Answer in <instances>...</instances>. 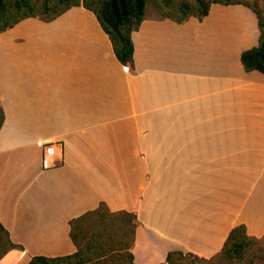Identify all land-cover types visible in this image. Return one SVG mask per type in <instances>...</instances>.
I'll return each mask as SVG.
<instances>
[{"label": "crops", "instance_id": "crops-1", "mask_svg": "<svg viewBox=\"0 0 264 264\" xmlns=\"http://www.w3.org/2000/svg\"><path fill=\"white\" fill-rule=\"evenodd\" d=\"M259 35L243 1L144 15L129 69L83 6L1 30L0 223L22 248L0 264L74 253L69 221L100 202L136 215L135 264L263 237L264 74L240 59Z\"/></svg>", "mask_w": 264, "mask_h": 264}, {"label": "trees", "instance_id": "trees-1", "mask_svg": "<svg viewBox=\"0 0 264 264\" xmlns=\"http://www.w3.org/2000/svg\"><path fill=\"white\" fill-rule=\"evenodd\" d=\"M146 0H42L39 12L33 11L27 0H15L11 7L6 0H0V21H2L11 8L28 7V11L13 19L11 22H5L0 26V31L13 26L19 20L34 16L44 21H51L60 14L73 6H83L92 11L100 26L107 34L113 51L123 65L133 69V43L131 32L136 30L144 18ZM220 2L224 4L234 3L237 1L230 0H195L194 5L186 3L179 4L177 10L181 12V17L172 18L177 22H182L190 16H195L201 20L207 13L210 3ZM258 20L260 30L258 45L243 50L240 55L241 62L246 70H258L264 74V9L262 11L252 8ZM3 121V111L0 106V127ZM136 215L128 211L113 212L108 209L104 202L76 218L69 221L70 237L76 246V251L72 254L48 257L44 255H34L27 264H84L90 261L94 256H103L106 251V242L101 240V232L110 226L116 224L124 225L132 232V238L127 244L131 246L133 242V234L136 226ZM89 233V234H88ZM88 234V235H87ZM251 238L246 232L244 224L234 226L224 242L223 247L218 254L223 258L232 259L242 255ZM13 248H22L21 245L13 243L8 231L0 223V258L8 250ZM189 253L181 251H169L166 260L162 264L173 263L174 255L177 257L184 256ZM130 264H135L133 255L130 252Z\"/></svg>", "mask_w": 264, "mask_h": 264}, {"label": "rangeland", "instance_id": "rangeland-1", "mask_svg": "<svg viewBox=\"0 0 264 264\" xmlns=\"http://www.w3.org/2000/svg\"><path fill=\"white\" fill-rule=\"evenodd\" d=\"M11 7L15 0H6ZM33 11L39 12L40 3L42 0H27ZM208 1V0H207ZM243 1L252 8L262 11L264 9V0H230ZM186 3L194 5L195 0H146L144 14L152 17L172 16L175 18L181 17V12L177 10L179 4ZM28 11V7L21 6L20 8H11L7 16L0 21V26L5 22H11L16 17ZM89 234V233H88ZM87 234V235H88ZM251 241L242 252V255L237 258L226 259L219 255L210 259L199 258L193 254H186L177 257L174 255L173 263L167 264H264V236L255 238L249 236ZM132 232L124 225L116 224L105 228L101 232L102 242H106V251L103 256H94L90 261L84 264H130V240Z\"/></svg>", "mask_w": 264, "mask_h": 264}, {"label": "built area", "instance_id": "built-area-1", "mask_svg": "<svg viewBox=\"0 0 264 264\" xmlns=\"http://www.w3.org/2000/svg\"><path fill=\"white\" fill-rule=\"evenodd\" d=\"M45 154L54 155L55 154V145L49 144L48 146H46Z\"/></svg>", "mask_w": 264, "mask_h": 264}]
</instances>
